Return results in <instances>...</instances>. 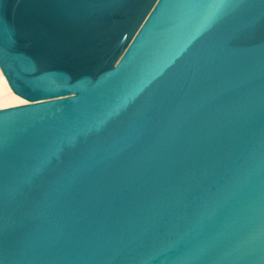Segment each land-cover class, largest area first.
<instances>
[{"label": "water", "instance_id": "water-1", "mask_svg": "<svg viewBox=\"0 0 264 264\" xmlns=\"http://www.w3.org/2000/svg\"><path fill=\"white\" fill-rule=\"evenodd\" d=\"M0 0V264H264V3Z\"/></svg>", "mask_w": 264, "mask_h": 264}, {"label": "bare ground", "instance_id": "bare-ground-1", "mask_svg": "<svg viewBox=\"0 0 264 264\" xmlns=\"http://www.w3.org/2000/svg\"><path fill=\"white\" fill-rule=\"evenodd\" d=\"M26 102L15 96L9 89L0 71V109L25 105Z\"/></svg>", "mask_w": 264, "mask_h": 264}, {"label": "snow or ice", "instance_id": "snow-or-ice-1", "mask_svg": "<svg viewBox=\"0 0 264 264\" xmlns=\"http://www.w3.org/2000/svg\"><path fill=\"white\" fill-rule=\"evenodd\" d=\"M234 2V0H222V3L219 5V7L227 6V3ZM261 3H264V0H261Z\"/></svg>", "mask_w": 264, "mask_h": 264}]
</instances>
